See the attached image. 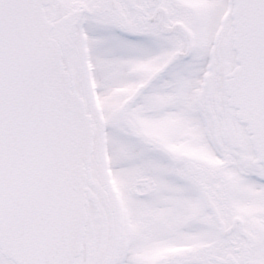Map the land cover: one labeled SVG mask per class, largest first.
Returning <instances> with one entry per match:
<instances>
[{
    "label": "snow or ice",
    "instance_id": "obj_1",
    "mask_svg": "<svg viewBox=\"0 0 264 264\" xmlns=\"http://www.w3.org/2000/svg\"><path fill=\"white\" fill-rule=\"evenodd\" d=\"M0 264H264V0H0Z\"/></svg>",
    "mask_w": 264,
    "mask_h": 264
}]
</instances>
